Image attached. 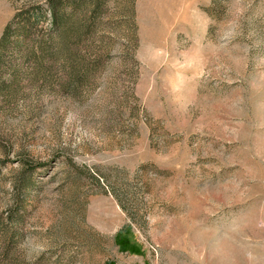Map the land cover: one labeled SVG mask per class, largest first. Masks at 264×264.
I'll return each mask as SVG.
<instances>
[{
	"label": "rangeland",
	"instance_id": "1",
	"mask_svg": "<svg viewBox=\"0 0 264 264\" xmlns=\"http://www.w3.org/2000/svg\"><path fill=\"white\" fill-rule=\"evenodd\" d=\"M98 2L0 53V264H264V0Z\"/></svg>",
	"mask_w": 264,
	"mask_h": 264
},
{
	"label": "trees",
	"instance_id": "2",
	"mask_svg": "<svg viewBox=\"0 0 264 264\" xmlns=\"http://www.w3.org/2000/svg\"><path fill=\"white\" fill-rule=\"evenodd\" d=\"M91 2L90 0H47L45 6L43 4L32 6L25 5L18 10L6 24L0 37V53L6 48L9 40L13 37L19 42L20 38L35 36L36 29L42 26L41 19L46 17L48 9L51 14V26L49 28L50 33L47 34L53 39L55 36L53 27L58 31V34H62L66 31L67 25H64V19H67L68 15L74 16L77 10H84L88 5L90 6V4L92 5V9L99 6L98 0H91ZM45 41L46 40L43 39L38 43V46H40L42 50L44 49ZM119 234L121 235V232H118L116 237L119 236Z\"/></svg>",
	"mask_w": 264,
	"mask_h": 264
}]
</instances>
